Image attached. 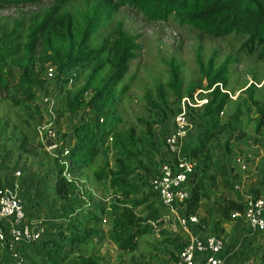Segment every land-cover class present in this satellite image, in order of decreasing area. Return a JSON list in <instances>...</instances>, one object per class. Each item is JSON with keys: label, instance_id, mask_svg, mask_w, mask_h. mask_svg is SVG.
Instances as JSON below:
<instances>
[{"label": "trees", "instance_id": "trees-1", "mask_svg": "<svg viewBox=\"0 0 264 264\" xmlns=\"http://www.w3.org/2000/svg\"><path fill=\"white\" fill-rule=\"evenodd\" d=\"M43 3L50 7L39 15L11 22L0 18V96L25 116L21 126L27 134L20 143L25 150L32 144L47 148L30 122L36 119L28 106H34L36 98L53 85L63 96L65 113L83 118L74 127L69 143L66 136L60 138L57 163L61 159L67 168L57 166L54 192L64 204L68 234L62 233L61 240L68 242L69 250L66 253L56 246L49 250L57 256L75 257L69 261L61 257L57 264H104L106 259L93 244L102 236L121 253V264H148L129 255L136 254L141 242L157 234V244L172 250L167 264H177L188 238L183 230L181 238L170 236L165 222L177 221L167 219L170 213L162 207L151 184L164 165L178 171V159L166 152L172 133L164 139L157 128L175 116L184 98L193 99L198 91L200 101L207 103L198 109L189 107L187 114L191 130L181 152L195 166L184 184L189 198L178 205L180 216L198 217L204 210L207 223L214 226L210 235L219 237L224 231L222 223L234 220H241L254 232L244 218L233 217L245 211L248 199L240 202L228 197L236 192L238 174L220 159L221 153L227 159L232 157L231 137L225 134L242 119L252 116L255 134L264 133V95L258 96L260 90L255 84L241 94L234 112L223 121L232 102L228 89L233 64L250 60L264 63V0H0V10ZM127 7L153 21L173 18L179 26L202 36L226 38L231 48L238 50L236 57L229 55L218 64L213 56L205 63L198 52V76L189 83L183 64L173 58L168 63L167 79L143 95L146 112L130 124L123 105L131 86L125 80L141 46L138 37L130 35L121 23L114 24L118 12ZM79 68L82 72L75 78L67 77L68 71ZM87 72L83 88L68 97L69 88ZM66 173L86 178L90 184L85 186L87 201L75 198L76 183L67 179ZM92 186L104 187L110 200L93 203ZM212 191L222 195L213 199ZM202 228L201 220L192 226L193 232L201 233ZM7 248L13 251L11 245ZM253 256L264 264L262 249L255 250Z\"/></svg>", "mask_w": 264, "mask_h": 264}, {"label": "rangeland", "instance_id": "rangeland-1", "mask_svg": "<svg viewBox=\"0 0 264 264\" xmlns=\"http://www.w3.org/2000/svg\"><path fill=\"white\" fill-rule=\"evenodd\" d=\"M50 4L43 3L40 6H11L0 10V18L14 21L39 15L48 9ZM121 23L124 29L132 36L138 37V44L141 51L138 58L134 59L130 65L128 77L125 83L131 86V92L123 105L125 108V119L132 123L136 116L146 112V101L143 98L146 90H153L156 84L167 79L168 63L175 58L183 64L184 78L187 83L198 76L197 55L207 63L213 56L217 57L218 64L223 63L230 55L236 57V48H231L229 40L212 39L202 36L193 29L179 26L173 18L165 21H153L142 12L127 7L121 9L114 24ZM114 28L113 26L111 27ZM201 50V51H200ZM232 77L228 93L232 102L227 107L223 115V121H227L236 107L237 101L252 84L260 90L258 96L264 95V63L250 60L242 63H235L232 66ZM82 69H74L67 72L69 79L75 78ZM85 76L68 90V97H72L84 86ZM51 77L49 76V79ZM200 91L196 92L195 99H188L185 107L178 105L175 116L166 123L158 126L166 139L174 130L175 117L183 110L190 113L189 107L198 109L201 106L199 101ZM198 96V97H197ZM50 99L51 104H44V99ZM63 96L59 87L53 85L48 91L41 93L35 105L28 106L29 113H34L35 121L30 120L36 126V135L42 132L47 136V131L52 129L56 134L57 149L38 148L37 144L29 145L26 150L21 147V139L27 134L23 123L25 116L18 108H14L5 96H0V193L11 192L23 203L27 225L32 230H43L42 239L30 244H22L16 250L10 251L7 247L11 245L8 236L7 243L0 244V264H50L59 263L61 257L67 261L75 256L69 254L57 256L49 249L61 247L64 251L69 250L68 242L61 240V234L67 235L65 228L64 204H62L54 192V183L57 180V166L67 168L63 160H59L62 145V136H66V143H69L75 126L81 123V115H68L63 108ZM252 116L242 119L239 125H235L230 133L225 137H231L232 157L227 159L221 153V161L229 163L234 167L238 178L236 192L228 195L236 201H246L249 198H260L264 200V133L256 135L252 122ZM196 131L194 126L193 133ZM59 134V135H58ZM32 134H29L31 137ZM45 143V142H44ZM110 145L112 141L110 139ZM242 160V165L246 164L245 170H240L236 165L237 159ZM66 178L76 183L75 198L87 201L85 192L86 178L80 179L79 175L72 176L66 173ZM90 191L94 195L93 203L98 201H108L111 198L105 188L92 186ZM221 192L212 191L213 199L221 196ZM204 210L199 212L198 220L202 221L201 235L213 234V225L207 223ZM216 221L218 219H215ZM165 228L173 239L183 237L182 231L177 224L165 222ZM223 232L221 237L227 244V252L231 254L229 264H261L254 257V251L262 249L264 251V232L250 231L246 223L241 220L222 223ZM106 229V228H105ZM216 234V233H215ZM219 234V233H218ZM156 241H160L157 234L154 237L146 238L140 243L139 251L129 257L144 260L148 264H167L170 261L171 249L165 250ZM97 252L106 259L104 264H121V253L111 244L106 236L97 238L93 242ZM46 245V246H44ZM16 258H15V257ZM16 259V260H15ZM19 259V260H18Z\"/></svg>", "mask_w": 264, "mask_h": 264}, {"label": "built area", "instance_id": "built-area-1", "mask_svg": "<svg viewBox=\"0 0 264 264\" xmlns=\"http://www.w3.org/2000/svg\"><path fill=\"white\" fill-rule=\"evenodd\" d=\"M201 92V91H200ZM198 97V96H197ZM196 96L193 98L195 99ZM199 98V97H198ZM189 98L182 100L185 107ZM200 101V98H199ZM207 100L200 101L199 106H203ZM44 104H51L50 99H44ZM191 130L187 111L183 110L177 115L174 130L167 139V155H175L178 159V171L170 165H164L157 178L152 181V189L157 193L162 207L169 211L168 220H176L180 230L187 235V245L179 254L177 264H229L227 244L222 237L217 235H201L193 232L192 226L200 224L199 218L191 216L183 218L180 216L178 205L185 203L189 198V192L184 184L187 182L188 174L192 173L195 164L182 156V147L185 138ZM42 132L40 137L42 138ZM47 136L56 141L57 134L53 130L47 131ZM56 143V142H55ZM57 149L55 145L52 149ZM68 153L65 148L64 156ZM242 160H236V165L240 170H245ZM234 219L244 218L250 228L254 231L264 232V200L248 199L243 213H234ZM44 234L43 230H32L27 225L26 213L23 203L11 192L0 193V242L5 243L10 238L11 247L15 249L17 245L30 244L39 241Z\"/></svg>", "mask_w": 264, "mask_h": 264}, {"label": "water", "instance_id": "water-1", "mask_svg": "<svg viewBox=\"0 0 264 264\" xmlns=\"http://www.w3.org/2000/svg\"><path fill=\"white\" fill-rule=\"evenodd\" d=\"M44 142L47 148H53L56 145L54 140L48 136H44Z\"/></svg>", "mask_w": 264, "mask_h": 264}, {"label": "crops", "instance_id": "crops-1", "mask_svg": "<svg viewBox=\"0 0 264 264\" xmlns=\"http://www.w3.org/2000/svg\"><path fill=\"white\" fill-rule=\"evenodd\" d=\"M230 258H231V254H230V256H229V261H230Z\"/></svg>", "mask_w": 264, "mask_h": 264}]
</instances>
